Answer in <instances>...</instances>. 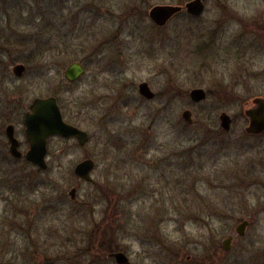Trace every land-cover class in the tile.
Returning a JSON list of instances; mask_svg holds the SVG:
<instances>
[{"label": "rangeland", "instance_id": "obj_1", "mask_svg": "<svg viewBox=\"0 0 264 264\" xmlns=\"http://www.w3.org/2000/svg\"><path fill=\"white\" fill-rule=\"evenodd\" d=\"M188 1L0 0V264H264V133L244 115L264 98V0L149 18ZM48 97L87 141L50 137L42 170L10 155L5 128L24 155L23 116Z\"/></svg>", "mask_w": 264, "mask_h": 264}, {"label": "water", "instance_id": "obj_2", "mask_svg": "<svg viewBox=\"0 0 264 264\" xmlns=\"http://www.w3.org/2000/svg\"><path fill=\"white\" fill-rule=\"evenodd\" d=\"M185 9L189 15L198 16L204 11L202 0H190L183 7L174 5H156L149 11V18L158 26L165 25L175 14ZM24 70L23 65H15L13 74L19 77ZM84 74L83 67L74 62L64 71V77L68 82H75ZM138 91L145 99H152L154 94L150 91L146 83L138 85ZM191 100L200 102L206 98V93L202 89H193L189 93ZM245 117L248 120V126L245 132L256 136L264 132V98L256 97L252 100V106L245 110ZM182 118L187 124H192L191 112L184 111ZM220 127L228 131L231 125V118L226 113L219 115ZM25 135L29 144L28 151L25 153V159L37 166L39 169L46 168L47 140L51 136H60L63 138H74L80 145L87 141L86 132L72 126L64 121L60 108L54 97L36 98L32 101L29 111L24 118ZM6 138L9 142V153L15 158L22 157V153L17 149V140L13 136L12 126H7L5 130ZM94 164L91 160H84L75 167V174L85 181H90V171ZM73 196V191L70 192ZM248 222L244 221L236 227L238 236H243L244 229ZM231 238L223 242L225 250L229 249ZM109 257L115 259L118 264H128L127 258L123 253H113Z\"/></svg>", "mask_w": 264, "mask_h": 264}, {"label": "flooded vegetation", "instance_id": "obj_3", "mask_svg": "<svg viewBox=\"0 0 264 264\" xmlns=\"http://www.w3.org/2000/svg\"><path fill=\"white\" fill-rule=\"evenodd\" d=\"M84 69V68H83ZM85 72V71H84ZM77 81V80H76ZM72 83V82H71ZM34 100V99H33ZM32 100V101H33ZM56 102H57V100H56ZM32 103V102H31ZM58 104V103H57ZM31 105V104H30ZM30 105H29V107H28V110L25 112V114H24V116H23V125H24V118H25V115H26V113L29 111V108H30ZM59 106V105H58ZM9 126H12V125H9ZM7 128V127H6ZM6 128H5V130H6ZM12 128H13V126H12ZM24 128H25V126H24ZM264 133V132H263ZM13 136H14V128H13ZM15 138V137H14ZM16 139V138H15ZM17 140V139H16ZM8 141V140H7ZM17 143H18V141H17ZM8 144H9V142H8ZM9 148V147H8ZM17 149L19 150V143L17 144ZM20 151V150H19ZM21 152V151H20ZM22 153V152H21ZM19 159H24V160H26L25 159V157H24V155H23V153H22V157L21 158H19ZM19 159H16V160H19ZM27 161V160H26ZM231 238L232 239V236H227V238ZM226 238V239H227Z\"/></svg>", "mask_w": 264, "mask_h": 264}]
</instances>
